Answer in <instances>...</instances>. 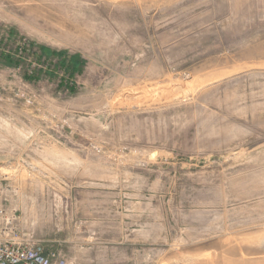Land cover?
<instances>
[{"label": "rangeland", "instance_id": "1", "mask_svg": "<svg viewBox=\"0 0 264 264\" xmlns=\"http://www.w3.org/2000/svg\"><path fill=\"white\" fill-rule=\"evenodd\" d=\"M0 179L67 264H264V0H0Z\"/></svg>", "mask_w": 264, "mask_h": 264}, {"label": "built area", "instance_id": "2", "mask_svg": "<svg viewBox=\"0 0 264 264\" xmlns=\"http://www.w3.org/2000/svg\"><path fill=\"white\" fill-rule=\"evenodd\" d=\"M15 221V212L0 202V264H67L59 253L40 248Z\"/></svg>", "mask_w": 264, "mask_h": 264}, {"label": "trees", "instance_id": "3", "mask_svg": "<svg viewBox=\"0 0 264 264\" xmlns=\"http://www.w3.org/2000/svg\"><path fill=\"white\" fill-rule=\"evenodd\" d=\"M72 61L78 62V61H76L75 59H74V60H72ZM70 64H71V63H70Z\"/></svg>", "mask_w": 264, "mask_h": 264}]
</instances>
